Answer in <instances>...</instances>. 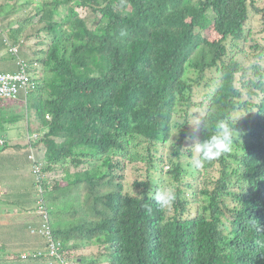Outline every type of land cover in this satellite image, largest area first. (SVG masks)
<instances>
[{
    "label": "trees",
    "instance_id": "trees-1",
    "mask_svg": "<svg viewBox=\"0 0 264 264\" xmlns=\"http://www.w3.org/2000/svg\"><path fill=\"white\" fill-rule=\"evenodd\" d=\"M15 1L33 5L28 20L44 25L36 28L37 53L20 54L36 90L25 100H1L23 102L26 112L0 106V151L13 145L12 131L29 137L19 147L35 151L36 190L55 236L68 248L74 239L104 249L98 258L80 257L85 264H264L260 1ZM253 13L260 26L250 22ZM6 29L2 19L0 48L12 54L6 39L21 48L26 29ZM192 119L198 140L184 147ZM221 121L241 139L232 153L204 161L191 147ZM176 129L181 141L171 142ZM138 162L168 183L147 175L128 187L123 171ZM166 188L177 199L162 211L149 196ZM6 256L0 246V264Z\"/></svg>",
    "mask_w": 264,
    "mask_h": 264
},
{
    "label": "rangeland",
    "instance_id": "rangeland-1",
    "mask_svg": "<svg viewBox=\"0 0 264 264\" xmlns=\"http://www.w3.org/2000/svg\"><path fill=\"white\" fill-rule=\"evenodd\" d=\"M259 1H260L261 5L264 6V0H259ZM14 3H17V2L15 0H0V5H3V9H2L3 11L1 10V12H3V13L0 14V22L2 23V19H3V24H5L7 26L6 33L8 32L10 27H18L19 23H20V25L25 27V29H26L25 34L26 35L29 34L30 39H26V35H25V38H23V40H24L23 45L24 46L21 48L24 50H22L19 53V56L8 53V50H6V49H4L5 51L2 52V50L0 48V70H2V71H16V70H18L17 61H18V57H20V54L26 58L27 57L26 52H28L30 54L32 53V55L34 53H37V43H38L37 39L42 36V33H38L36 31V28L38 25H40V26L44 25V23H40L38 21V17H35L33 20H28L29 17L32 14H34V12L36 11V9L33 5L21 7L19 5L14 6ZM5 4H6V7H5ZM63 8H65V6ZM78 11L81 13L82 16H87L89 19L93 18V14H91L90 10H88V9H84V8L79 9L78 8ZM63 13H64V11H63ZM250 22L253 24V26H260L261 22H262L261 21V14H254L253 13L251 15ZM1 35H3V34H1ZM189 75L192 77L195 74H193L191 72ZM0 106L5 107L6 110L20 111L23 113L26 112V104L23 102L22 103L21 102L4 103L3 101L0 100ZM179 108H181V107H179ZM23 120L27 121V119H25V117H21L20 123H23ZM176 120L183 122V121H185V117L179 116L178 119H176ZM189 123H190V127H189L190 129H186L187 134H185V139L183 141L184 147L190 146L198 140V133H197L195 139H193L191 137L192 134H190L191 132H195L197 130V129H195L196 121L194 119H192L191 122H189ZM180 138H181L180 133H179L178 129H176L175 132L173 133V137L171 139V142L172 141L180 142L181 141ZM14 139H16V141L19 143V142H22L23 137H21L19 134H16V132H15L14 133ZM16 141H14V142H16ZM18 143H15V144H18ZM139 150H140V152H143L142 148H139ZM164 153L166 155H172V151L168 150V149L165 150ZM183 158H184V160H186V158L184 156H183ZM123 174L125 175V179L127 182L126 184L128 187L132 186V183L135 180H145L147 178V175L148 176L150 175L155 180L161 179L163 184L168 183V181H163L162 172H160L159 170H157L155 168L149 170L147 168L146 164L143 162H138L135 164H129L126 167V171H123ZM144 175H146V176H144ZM51 183H54V181L52 180ZM140 190H141L140 188L134 189L135 192L140 191ZM77 192H80V195H82L81 191L77 190V189H73L71 195L76 194ZM41 193L43 194L42 189L37 192L38 200L36 199V201L32 200V195H30V197H26V198L19 197L21 203L28 202L30 204V206H27L25 204H20L19 213L24 214V215L31 214L33 216L37 214V216L39 217V220H42L43 212H46L48 214V217H49V222L51 223L49 210L47 209V206L45 203L46 200H45V197ZM19 194H20V191H19ZM40 201L42 203H40ZM48 202H51V200L49 198H48ZM42 204H43V209L41 208ZM14 209H16V208H14ZM1 216L2 215H0V223L5 224L7 222V219H6V221H3ZM21 216H23V215H21ZM52 217H53V215H52ZM51 224L54 225L55 220H54V222L52 221ZM70 224H71V222L69 221L66 224V226L69 227ZM2 232H3L4 237H6V239L12 240L15 238L14 234L11 232V227H9V226L5 227L4 230H2ZM6 233H8V235H6ZM32 235H34V234H32ZM1 243L2 242L0 239V244ZM71 243L79 245L80 248L75 249L73 247V244H71ZM82 244L83 243L81 242V240H74L73 239L70 241V245H69L68 249H69L70 253H74V255H76L77 259L84 256L85 260L86 259L92 260V259L98 258V253H100L104 250L102 247H98V246H89L87 249L82 248ZM7 247H9V246H7ZM8 255H10V254H8ZM105 256H106V254H105ZM8 258L9 257L6 256V259L4 260L5 262H3V260H2L1 264H8L9 263ZM84 259H82V260H84ZM106 259H107V257H105V260ZM77 261L78 260H76V262ZM85 263H86V261H82L80 264H85Z\"/></svg>",
    "mask_w": 264,
    "mask_h": 264
},
{
    "label": "crops",
    "instance_id": "crops-1",
    "mask_svg": "<svg viewBox=\"0 0 264 264\" xmlns=\"http://www.w3.org/2000/svg\"><path fill=\"white\" fill-rule=\"evenodd\" d=\"M15 132L19 134L17 131H12L11 140L13 145L4 151H0V186L5 189V193L2 196L4 201L0 205V215H2L3 221L7 219L5 224L0 223V239L2 242L0 246L4 247V251L8 257L11 254L31 252L44 247L42 238L38 235H32L30 232V227L40 226L42 220H39L37 214L33 216L31 214L24 215L19 213L20 204L30 206L28 202L21 203L19 197L26 198L32 195L33 201L38 200L36 190L38 176L34 173L33 162L29 157L31 147H19V143L14 139ZM27 142H29V137L27 139L23 138L20 143L25 144ZM8 226L11 227V232L15 237L12 240L6 239L2 232ZM78 259L79 262L82 261V258Z\"/></svg>",
    "mask_w": 264,
    "mask_h": 264
},
{
    "label": "built area",
    "instance_id": "built-area-1",
    "mask_svg": "<svg viewBox=\"0 0 264 264\" xmlns=\"http://www.w3.org/2000/svg\"><path fill=\"white\" fill-rule=\"evenodd\" d=\"M6 44L9 51L18 56L20 48L18 45L10 43L6 39ZM18 70L2 71L0 70V100L21 101L25 100L30 91L37 88V83L28 72V62L21 57L17 61ZM30 158L33 160L34 172L39 177V166L36 165V158L32 150ZM39 187V191L41 190ZM5 189L0 186V198L4 195ZM42 194V193H41ZM40 203H42L40 201ZM43 209V204L41 205ZM1 213V210H0ZM30 232L38 235L44 241V247L31 252H19L11 254V264H29L33 260L43 261V264H77L76 255L70 253L68 247L65 246L61 239L54 235L53 228L49 222V217L46 212H43V222L38 227H30Z\"/></svg>",
    "mask_w": 264,
    "mask_h": 264
},
{
    "label": "clouds",
    "instance_id": "clouds-1",
    "mask_svg": "<svg viewBox=\"0 0 264 264\" xmlns=\"http://www.w3.org/2000/svg\"><path fill=\"white\" fill-rule=\"evenodd\" d=\"M237 133L239 132L235 128H233L229 123L225 121H221L217 124L216 131L214 134H212L208 138H205L202 142H197L191 148L194 149V151L199 154L202 160L208 161V162L215 161L218 158H220L222 155H227L233 152L234 146L238 138L241 139L240 133H239V137L237 136ZM32 150L36 158L34 149L30 148L31 152ZM31 152H30V155H31ZM33 165H34V162H33ZM149 198L154 199L159 209L163 211V210L169 209L174 204V202L177 199V194L175 191L167 189V188L163 190L157 189L154 194H150ZM147 210L151 212L150 207ZM31 227H34V226H31ZM75 259L78 260L77 264H79V259H77L76 257ZM8 261H9V264L12 263L10 258H8Z\"/></svg>",
    "mask_w": 264,
    "mask_h": 264
}]
</instances>
